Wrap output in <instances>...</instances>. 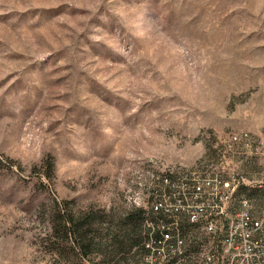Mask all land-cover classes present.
I'll list each match as a JSON object with an SVG mask.
<instances>
[{
  "label": "rangeland",
  "instance_id": "rangeland-1",
  "mask_svg": "<svg viewBox=\"0 0 264 264\" xmlns=\"http://www.w3.org/2000/svg\"><path fill=\"white\" fill-rule=\"evenodd\" d=\"M230 133L264 139V0H0V264H143L137 174L264 185V152L221 151ZM54 202L90 217L86 259L51 231ZM185 238L203 264L204 232Z\"/></svg>",
  "mask_w": 264,
  "mask_h": 264
},
{
  "label": "built area",
  "instance_id": "built-area-1",
  "mask_svg": "<svg viewBox=\"0 0 264 264\" xmlns=\"http://www.w3.org/2000/svg\"><path fill=\"white\" fill-rule=\"evenodd\" d=\"M219 149L256 154L264 152V139L230 133ZM135 178L139 193L128 200V207L146 209L155 218L143 221L148 233L143 264L185 263L188 251L181 222L200 229L207 238L201 263L264 264V212L253 214L248 199L236 198L240 183L235 175L224 178L222 172L200 165L160 172L148 169Z\"/></svg>",
  "mask_w": 264,
  "mask_h": 264
},
{
  "label": "trees",
  "instance_id": "trees-1",
  "mask_svg": "<svg viewBox=\"0 0 264 264\" xmlns=\"http://www.w3.org/2000/svg\"><path fill=\"white\" fill-rule=\"evenodd\" d=\"M47 163V162H46ZM51 164H46V175L50 176L51 174ZM264 194V186L262 188L254 187H244L242 185H238L237 191H236V198H246L251 199V197L254 196H260ZM262 197V196H261ZM66 202H62V205L64 206V209L58 210V203L54 202V210L49 215V221L51 224V231L56 235L57 239H60L59 242L64 245H68V248L71 249V251H77V257L80 259H86L87 253H88V246L90 243L88 241H85L86 233L88 231V227L92 225V222L90 221V217L88 215H79L77 217H73L71 213H69L65 206ZM254 214L255 212L252 211ZM148 218L150 220H154V216L149 213L148 211L137 208L133 209L124 217V224L128 225V234H131V237L138 234L139 238L137 237V241H134V238H131V243L133 242V245L136 244V242L140 241L139 243V251L141 252V256L143 258L145 254V250L143 248V243L145 239L147 238V231L143 229V221ZM180 232L184 239H186V234L189 233V230L191 229L187 224H184L183 222L180 223ZM143 229V231L141 230ZM111 238V237H110ZM131 245H129L130 247ZM62 252L57 253L56 255L60 258L61 264H64L65 259ZM187 256V255H186ZM187 260V257L185 261ZM185 264V263H184Z\"/></svg>",
  "mask_w": 264,
  "mask_h": 264
}]
</instances>
